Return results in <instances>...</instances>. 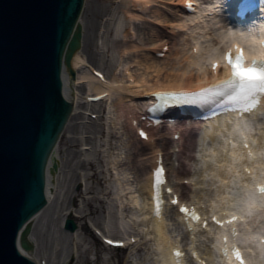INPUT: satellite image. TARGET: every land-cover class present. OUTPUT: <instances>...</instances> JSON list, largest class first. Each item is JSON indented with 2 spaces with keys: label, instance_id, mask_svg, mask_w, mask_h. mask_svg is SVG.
<instances>
[{
  "label": "bare ground",
  "instance_id": "1",
  "mask_svg": "<svg viewBox=\"0 0 264 264\" xmlns=\"http://www.w3.org/2000/svg\"><path fill=\"white\" fill-rule=\"evenodd\" d=\"M184 1L185 0H121L118 6L119 11H117V19H122L123 17L124 22L116 31L119 35L121 33L122 37L112 38L113 48L117 53L113 56V64L111 63L114 72L112 73L109 70L103 73L101 69H96L103 73L102 78L93 74L94 67L92 62L85 56V49L87 50L91 47L92 36H90V33L86 32V29L89 28L85 27V29H83L85 33H83L81 39L82 48L73 54L71 61L72 67L76 72V78L74 80L71 79V74L68 72L66 65L63 70V93L65 97L73 98L75 101L74 113L71 115L72 117L67 123L66 129L71 133L73 132L72 130L75 131L76 128L80 131V129L84 127L82 123L85 121L84 118H86L85 111L88 110V106L91 105L87 96L84 95L87 90L92 91L93 95L106 93V98L111 99L110 107L114 109V118H112L110 114L111 124H119V122L122 121L121 125H123L125 134H131V138L126 139L124 143L125 147L129 149V152L126 153L127 161L122 163L126 164L130 171H123L121 162H119L120 160L118 159V157H120L119 154H117L118 156L114 158L113 162H109L111 163V169L115 170L118 175L117 180L120 186L116 196L120 199V209L122 210V214L120 213L121 220L126 218H124V215H126L124 208L126 205L125 201L128 200L129 202L128 195L126 196L123 194L127 193V188H130H126V184L129 186V183L125 181L124 174H128L132 171L137 174L140 182V189H138L139 194L133 195L132 198L136 205L141 204L140 201H142V209H140L141 214L136 215V217L140 216L139 221L141 222H139V226L141 225L143 227L144 225H148L149 227L148 233L152 235L155 241L158 263L177 264V257L174 255L173 249L178 247L185 252L179 264H197L198 261V264H206V260L208 264H212V262L218 264H238V261L235 260L234 257L225 256L221 252L225 247L230 249L232 246L236 245L239 250H241V254H243L242 256L246 262L245 264H264V241L262 242V238L264 237V194L255 190V184L264 181V130L257 133L254 132L255 134H253V124L260 123L259 114L261 112L264 113V106L260 107L259 110L250 117L245 116L241 117V119L236 118V120H234L233 114H225L211 121L208 120L202 123L197 122L198 125L202 127L198 132L195 129L197 125H193L192 122H190L192 124L191 127L194 128L193 130L188 129L185 132L186 140L184 151L177 154L180 165L177 168H173L171 171L178 180L188 178H192L193 180L194 176H192L190 169L187 167L186 160L195 159L194 154L196 146L199 144H208L206 139L209 136V144L207 145L208 147L205 148L206 153L209 151V161L203 163L204 167L202 170L213 171L211 173L214 177L212 184L218 185V178L221 179V181L228 179L230 182L227 186H220L214 191V194L215 192H217V195L220 194V204H222V200L224 204H228V207H222L224 211L219 213L213 209L211 211L206 210L202 208V206L199 208L197 206L198 202L191 199L184 200L182 197L183 193H181L180 200H183L188 206L197 203V205L194 206L199 210L202 216L198 222L188 221L187 223L184 218L181 217L178 211L179 208L171 204L169 200H167L166 205L158 216L153 213V202L149 201L151 186L149 181L150 178L147 175L149 173L148 170L156 163L154 153L156 154L157 152L163 151L165 155L164 160L167 164L168 161L172 160V155L176 153L171 154L170 147L172 143H175L173 135L177 132V129L175 128L173 131V125L165 123L156 129V133L150 132L147 140H143L142 138L139 139L134 129L131 128L128 120L129 115H136L138 111L142 110V105H144L146 100L150 99L151 92H155V90L169 88L179 89L184 87L194 89L206 85L208 80L213 76L212 70L208 68L209 65L207 61L212 63L211 61L215 60L213 55L218 53L221 44L225 43L227 39L230 40L233 38L230 34L231 29L234 30L232 23L228 25L229 22L224 21L225 25H223V27H225V29L222 28L224 29H221L222 32L217 27L212 28V26L224 23L222 17H219L217 13L208 14L206 9H200V11H198L199 13L196 12L195 14L186 15L187 11L184 7ZM86 5L87 0L83 13L80 16L82 25H84L83 15L86 10ZM102 8L103 6L100 4L98 5V3L97 6L94 7V10L89 7V12L92 14L90 15L91 18L88 19V25L92 24L93 28L98 25L99 22L97 20L95 22L94 19L97 17V14L102 11ZM86 17L89 18V14H87ZM154 20H158L161 25L155 24ZM138 21H142V23L140 24ZM167 22L170 25L169 27L162 26V23ZM101 24L100 22V27ZM104 25L105 31L103 33V38L106 42L108 41L107 38L112 35L113 30L110 29L111 24L109 21L106 24L104 23ZM203 37H209L212 38V40L202 44ZM165 45L168 50L165 51L163 57H160L159 54L160 52H164L163 47ZM194 47L197 49L195 53L193 50ZM214 74H216V76L219 74V68ZM104 101L105 100L102 102ZM102 102L97 101L92 103L93 113L99 111L98 106L99 104L102 105ZM107 103L109 102L107 101ZM95 108L98 109V111L95 110ZM79 109L81 111H79ZM78 118L80 122L76 120ZM72 121L75 122L72 123ZM93 123L94 121L92 120L90 124H87V134H90L92 130L96 128ZM89 134L85 138L87 142L83 144H92V138ZM242 135L247 137L246 142L249 141L248 148L241 146L243 145L241 142L243 139ZM182 136L183 134L180 138H182ZM80 138L82 139L81 141H84L82 135L79 139ZM180 138L179 141L176 142L179 143L181 140ZM229 138H231V142H229ZM253 142L255 143L253 144ZM74 143L75 140L73 136H70V138L67 136L66 140L62 143L63 146L71 149L70 151L73 152L72 154L74 156L72 159L68 157V161L66 162L68 169L63 180L64 186H66L67 189H65V196L61 204H64L66 198L68 199V205L64 207V209H62L64 211L60 213V222L70 215L69 211H71L70 208L75 205V198L78 194H81L78 190L76 191L73 188L71 191L69 184L72 180V176L75 177L74 183H76L81 175L78 171H80V169H85V166L91 168V166L94 165V163L88 159L82 161L78 160L79 163L74 160ZM61 149L62 146H60V142H58L53 153L50 155L49 164L47 166L48 178L46 192L49 203L45 206V209L50 208L54 201L56 204L59 203L57 200V193H54V190L57 182H60L61 161L58 155L60 152L63 153ZM83 149L86 148L83 147ZM249 153H251V155H249ZM240 157H242V159H240ZM221 160H225V163H228L229 167L220 168L214 165ZM55 163L57 169L53 173L51 172V168H53ZM74 167H77L76 170ZM166 167H168V165H166ZM169 168L171 167L169 166ZM246 169L250 171V175L252 174L251 176L248 175ZM84 178L85 180L92 178L98 183L102 182L101 176L99 177L96 171L94 173H85ZM168 181V185L179 194L180 191L183 192L185 189H188L185 184H180L175 188L169 179ZM200 183L204 185L205 181H200ZM238 183H240V185H238ZM233 184L238 185V187H235L234 192L231 191L234 187ZM93 188V186L91 187L89 185L87 187V192L92 191ZM197 190H199L196 192L197 196H199V200L205 199L206 195L208 196L207 198L212 197L214 200V195L211 191L208 192V190L205 189L201 191L199 188ZM132 192L133 191L129 193ZM224 192L229 195L223 196ZM85 206L87 207L85 211H87L89 215L93 214L97 208L92 205L89 199L86 200ZM210 206L211 208H216L218 205L214 206L211 204ZM45 209L42 210L41 213L45 211ZM169 209L171 211L170 213H172L171 216L175 219L177 217L176 221H173L172 218H166ZM129 211L130 210L127 211V218L131 215ZM41 213L32 217L31 225L34 224ZM79 213V218L84 219L86 214L81 211ZM215 213L221 220H225L232 213L237 215L238 219L231 223L225 222L222 225H216L209 219V217ZM113 215L114 214H112L111 217H113ZM178 218L181 219V221L179 220L180 222ZM204 219H209L207 225L202 224ZM135 222L137 223L138 221L136 220ZM172 222H179L183 226L184 235L181 234L183 232H176L175 229L171 228ZM255 224L256 226L253 227ZM95 225L100 229L102 228V230L106 229V226L103 227L104 225L101 221L97 224L95 222ZM82 226L78 223L77 230L72 232L71 235L69 232L66 233L64 231H61V234H59H69V236L74 238L77 232V237H80L79 242L82 241V239L84 242L86 241V237H81V233L79 232ZM189 226H192V229H190ZM234 227L237 228L235 236L232 234ZM129 230L130 229L125 228L113 234L123 233L124 236L128 234L127 237L131 239L134 235L132 234V230ZM103 232H105V230ZM139 233L141 232L139 231ZM33 234L34 232L31 231L28 238L35 244V237ZM141 234L143 235L142 238H144L145 233ZM180 235L190 240L188 243L189 245L187 243L185 245L182 244ZM74 245L77 246L78 242ZM131 246V248H137L138 242L136 241V243H133ZM186 248H188V250H186ZM34 250L35 248L30 250L29 255L40 264V258L35 254ZM192 252L196 254L195 257L191 255ZM189 253L190 255L188 256ZM67 254L68 256L65 255L64 259H59L58 261H51L52 256H48L46 264H51L52 262H55L54 264H68L67 259L72 253L68 251ZM59 257L60 254L55 258Z\"/></svg>",
  "mask_w": 264,
  "mask_h": 264
},
{
  "label": "water",
  "instance_id": "2",
  "mask_svg": "<svg viewBox=\"0 0 264 264\" xmlns=\"http://www.w3.org/2000/svg\"><path fill=\"white\" fill-rule=\"evenodd\" d=\"M84 1L0 0V264H37L17 242L21 231L32 248L28 221L47 203L49 156L73 108L62 71L75 73Z\"/></svg>",
  "mask_w": 264,
  "mask_h": 264
},
{
  "label": "rangeland",
  "instance_id": "3",
  "mask_svg": "<svg viewBox=\"0 0 264 264\" xmlns=\"http://www.w3.org/2000/svg\"><path fill=\"white\" fill-rule=\"evenodd\" d=\"M121 0H87L86 10L83 15L84 25L82 26L83 29H86L87 33H90L92 36L91 38V47L89 49H85V56L91 60L92 64L96 66H101L105 71L114 72V68H112V61L113 56H115L117 53L113 48V37L120 38L122 37L121 33L120 35L117 33L115 28L121 27L120 25L123 24L124 18L122 19L118 18L119 11L118 6ZM100 4L103 6L102 11L97 14V17L94 19L104 25V23L110 22V29L113 30L112 35L108 37V41H104V36L102 35V27L98 25L94 26L90 24L88 25V19H90V9ZM95 5V6H94ZM89 6V7H88ZM105 11V14H104ZM89 14V18L86 17V15ZM141 24L142 21H139ZM119 25V26H118ZM100 27V28H99ZM98 28V29H97ZM99 30V32H97ZM85 33V32H84ZM207 41L203 40L202 44H205ZM190 53V52H189ZM113 64V63H112ZM111 65V68H110ZM90 92V91H89ZM105 103H102V105L99 104L100 111L97 110L99 116L94 119L95 129L92 130V132L89 134L92 138V144L91 148L88 150L81 149V144H79V137H81L82 132L83 134L87 135V124L84 125L83 128L80 129V131L77 130V128L72 130L73 132H69L68 129L65 130V132L62 134V138L59 140L60 146H62V152L59 153L58 156H60V171H61V177L59 178L60 182H57L55 192L57 193V200L59 201L58 204L54 201L52 203V206L48 209H45L41 213L40 216L35 220L33 224V230L34 237H35V254L37 256H52L51 261L55 260L58 261L56 256L59 254L60 257H64L67 255L68 251H71V262L70 264H160L158 263L157 258V249L155 245V241L152 237V235H149V231L145 230V237L142 238L141 243H138L137 248H128L123 250H109L107 249L106 245L103 244L96 236L92 234V231H90V226L92 222L99 223L100 221L103 223V225L107 226V228L111 229L114 233L121 231L122 229H130L132 232L135 231H142L143 227L139 226V217H136V215L140 214V207L138 204L134 202V199L132 198L133 195H138V189H140V182L137 177V174L133 173L132 171L128 174H124V179L127 181L129 186L126 184L127 193L123 195H128V200L125 201L126 207L125 208V214L127 215V211L130 210L131 212L129 215V218H127L126 215H124V220H121V212L120 209V199L118 198L117 191L119 188L118 184V175L116 174L115 170L111 169V163L113 162L114 158H117V154L120 155L118 159L120 160L122 165L123 171H130L128 169V166L126 164H122L126 160V153L129 152V149H127L124 145L126 142V139L131 138V134H125V130L123 129L122 121L119 122V124H111L110 120L111 117L113 118V109H110L108 107L105 108ZM79 111H81L79 109ZM111 114V117H110ZM89 118V117H88ZM86 118V119H88ZM78 122H80V119H76ZM75 121H72L74 123ZM90 124V123H89ZM83 126V125H82ZM193 130V129H192ZM86 132V133H85ZM70 138V136L74 137L75 140V146L73 147V150L75 151V157L74 160L77 162L78 160L82 161L84 159L91 160L94 165L91 166V168H87L85 166V169L81 170L85 173H94L95 171L98 172V176H101V183L96 182L92 178L89 180H85L79 189L81 192L80 196L78 195L76 201L74 202V211L70 215V217L74 218L76 222H78L80 225H83L80 229V236L86 237V241L79 242L80 237L78 238V234L74 237L75 239L72 240L71 236L69 234H62L60 235L61 231H64L61 229L60 225V213H62L64 210V207H66L68 204V199L65 198L66 201H64V204L62 205V199H64V193L66 186H64V177L65 173L67 172L68 166L66 165V162L68 161V157L72 159L74 156L70 150V148H66V146H63V141L66 140V138ZM78 138V140H77ZM208 144H199L198 147L195 150V159L192 160H186L187 166L190 169V172H192V175H195L197 173V170H201L203 168V163H205L204 160L208 159L209 157V151L207 153L205 152V148L208 147ZM173 151V149H170ZM180 153V152H178ZM204 155V156H202ZM207 157V158H206ZM177 152L170 160L169 164L171 169L177 168L179 166V159ZM117 159V160H118ZM78 161V163H79ZM77 167H74L76 170ZM102 172V173H101ZM139 173V172H137ZM173 174V173H172ZM174 175V174H173ZM197 176H195V179ZM213 175L210 172H207V176L204 179L205 180V187L203 189L208 190V192L211 191L214 192L218 189L220 186H227L230 184L229 181L227 182H221L218 181L217 184H212L213 182ZM70 182V189L74 187V181L75 177L72 176ZM72 185V186H71ZM93 186L94 188L92 191L87 192L88 186ZM203 185V186H204ZM199 186L201 187L202 184L199 183ZM110 191V192H109ZM133 191L132 193H129ZM140 197V196H139ZM90 200L92 202L93 206H96L93 214H90L85 211L87 208L85 206L86 200ZM139 209V211H138ZM83 212L85 215V218L79 219V212ZM113 217H111L112 214ZM121 213V214H120ZM124 213V210H123ZM138 221L137 223L135 221ZM174 221V220H173ZM171 228L175 229L176 232L180 230L179 224L176 222H172ZM181 231V230H180ZM144 232V231H143ZM60 233V234H59ZM76 242H78V245H74ZM153 245V246H151ZM63 254V255H62ZM131 259L132 262L129 260ZM55 263V262H54ZM53 262L51 264H54ZM212 264H218L215 262H212Z\"/></svg>",
  "mask_w": 264,
  "mask_h": 264
},
{
  "label": "snow or ice",
  "instance_id": "4",
  "mask_svg": "<svg viewBox=\"0 0 264 264\" xmlns=\"http://www.w3.org/2000/svg\"><path fill=\"white\" fill-rule=\"evenodd\" d=\"M224 59L226 60L230 73L227 77L214 81L212 85L207 88L198 90L197 95H203L205 92H213L214 95L220 98H227L229 101L240 102L243 107L239 109L242 112H251L254 108L259 105L261 99H264V61L253 60L246 61L243 55V49L240 52L235 51V55L232 51H228L224 54ZM247 64V70H245V65ZM217 62H213L212 69L215 71L218 67ZM162 96H171L173 98L180 97L181 95L189 96L192 93L189 92H171V93H160ZM140 136L147 139V134L143 131L140 132ZM247 146V145H245ZM251 155V153H249ZM163 172L162 168H157L155 170L156 177V195L154 199L157 202L156 215L160 214V196H159V185L161 183L160 176ZM258 191L264 194V185L258 187ZM173 204L177 203L174 199ZM181 212L187 213L188 209L181 208ZM193 219H197L195 213L193 212ZM235 220V217H233ZM229 223L233 221H228ZM233 236L236 235V230H232ZM226 242V238H225ZM109 244L113 241L109 240ZM174 255L177 257V264H179V257L181 253L179 250H174ZM224 255L227 256V249L224 250ZM233 255L239 264H244L243 258L239 249L233 246Z\"/></svg>",
  "mask_w": 264,
  "mask_h": 264
},
{
  "label": "clouds",
  "instance_id": "5",
  "mask_svg": "<svg viewBox=\"0 0 264 264\" xmlns=\"http://www.w3.org/2000/svg\"><path fill=\"white\" fill-rule=\"evenodd\" d=\"M258 31L264 33V28L258 29ZM242 44L247 48V52L240 46ZM234 48L238 53L243 49V55L246 61H264V36L257 40L252 33H238V41L234 45ZM245 70H247V64L245 65Z\"/></svg>",
  "mask_w": 264,
  "mask_h": 264
}]
</instances>
